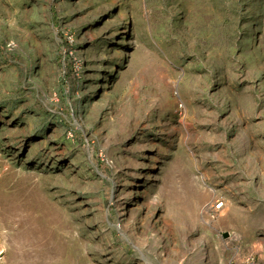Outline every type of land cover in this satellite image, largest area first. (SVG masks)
<instances>
[{"label":"rangeland","instance_id":"1","mask_svg":"<svg viewBox=\"0 0 264 264\" xmlns=\"http://www.w3.org/2000/svg\"><path fill=\"white\" fill-rule=\"evenodd\" d=\"M60 223L81 264H264V0H0V264Z\"/></svg>","mask_w":264,"mask_h":264},{"label":"bare ground","instance_id":"2","mask_svg":"<svg viewBox=\"0 0 264 264\" xmlns=\"http://www.w3.org/2000/svg\"><path fill=\"white\" fill-rule=\"evenodd\" d=\"M252 44V48H254L255 43L253 42ZM193 196H198V194ZM175 197V195L171 196V202L178 200ZM25 198L26 200L28 199L27 197ZM226 202L227 205H229L228 201ZM171 205L172 212L170 213H177L175 210L176 206L174 204ZM185 211L187 214H190L187 209ZM224 212L225 211H223V213ZM43 213L44 216H48L47 210L44 209ZM186 222L188 221L185 220L184 224H186ZM67 229L68 228L65 223H60L59 226H40L34 229L24 230L23 234H21L18 238H20L24 244H28L30 246L38 244V247L42 248V250H39V253H43L44 259H46V262H49L50 264H81L79 259V239L73 236L69 231H67ZM54 252L59 256L57 260H53L52 258Z\"/></svg>","mask_w":264,"mask_h":264}]
</instances>
